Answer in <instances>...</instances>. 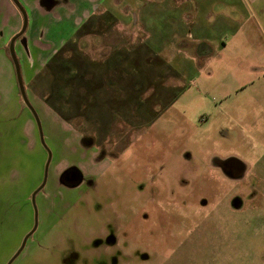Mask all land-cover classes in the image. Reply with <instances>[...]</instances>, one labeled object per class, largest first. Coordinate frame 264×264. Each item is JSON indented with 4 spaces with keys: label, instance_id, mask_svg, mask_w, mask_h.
Returning a JSON list of instances; mask_svg holds the SVG:
<instances>
[{
    "label": "rangeland",
    "instance_id": "obj_1",
    "mask_svg": "<svg viewBox=\"0 0 264 264\" xmlns=\"http://www.w3.org/2000/svg\"><path fill=\"white\" fill-rule=\"evenodd\" d=\"M20 3L27 31L33 19ZM115 5L116 14H95L105 19L90 33H81L75 15L44 31L35 27L33 35L42 34L52 47L40 54V64L68 42L76 52L64 56L76 55L78 62L110 54L103 65L88 66L94 72L88 69L80 86L60 69L49 95L46 79L30 80V50L27 78L15 51L44 145L12 60L11 80L5 70L0 74L6 105L0 116V264L32 227L31 194L43 179L48 151L37 229L11 264H264V104L257 102L264 75L239 52L243 34L258 31L251 24L261 18L257 8L248 12V29L238 21L217 24L209 7L201 23L192 20L191 0L182 10L171 0ZM121 10L152 18L153 29L130 24L117 30L113 15ZM181 12L185 20L174 33L162 19ZM149 38V48L163 56L145 60ZM226 38L231 46L220 49ZM231 49L238 51L231 55ZM160 63L169 70L160 71ZM128 82L132 90L121 88ZM66 83L63 95L58 87ZM50 102L68 110L60 114ZM98 124L101 133L91 134ZM222 161L238 162L243 173L226 177ZM66 179L80 185H60Z\"/></svg>",
    "mask_w": 264,
    "mask_h": 264
},
{
    "label": "crops",
    "instance_id": "obj_2",
    "mask_svg": "<svg viewBox=\"0 0 264 264\" xmlns=\"http://www.w3.org/2000/svg\"><path fill=\"white\" fill-rule=\"evenodd\" d=\"M23 1L24 5L27 6L30 16L33 19L32 26L24 33L19 36L15 40L14 43V49L16 52L19 53L20 60L23 63V71L25 73V77H28V72L30 71L31 63L29 64V60L27 58L28 51L30 50V55L32 56V60L34 61L33 67L31 69L33 75L30 80L34 78V76L40 72V70L43 68L45 64H40V54H43V50L52 49L51 45L47 42H43L40 37H42V34L40 37H35L33 35L35 27L40 26V29L44 31L45 28L50 27V24L53 21H60L63 19L70 18L72 15H75L73 18V22L77 25V27L81 26V33H90L92 31H95L93 26L97 23L99 25L100 22L103 23L105 18H102L101 16L95 15L100 12H104L106 10L112 11L114 14H116V5L115 3L118 2V0H19ZM174 2V5L172 8L177 10H182V8H185V4L187 0H171ZM193 2V7H192ZM22 4V3H21ZM236 5H234L233 0H191V7L193 8L191 11L192 13L189 14L190 18L197 22H202V19L205 18L207 15L206 8L209 7L211 9V17L212 20L216 22L217 24L227 25L228 23L237 22L240 23L238 28H244L247 27L248 29H251V24L257 25V33H244L242 37V46L239 47V52L244 55V59L250 61L252 65H255L256 70L260 72V74L263 73L264 75V0H238L235 2ZM172 6V5H171ZM166 7H170V5H167ZM257 8V13L260 15L259 17H254V22L249 24L250 17L248 15V12L254 13V8ZM253 9V10H252ZM176 10V13H177ZM243 11L245 16H243ZM239 13L240 12V18L236 17L233 18V13ZM80 13V15H79ZM131 13V14H130ZM231 13V14H230ZM118 16H114L113 21H115L117 25V30H122L125 25H133L134 27L138 25V27L143 28V30L151 28L153 29V19L147 18V20L143 18H138L135 12L133 11H127V10H121L120 13H117ZM130 14V15H129ZM123 15V16H120ZM126 15V16H125ZM134 15L135 18H131V16ZM176 15V14H175ZM175 15H166L163 16V21H166L169 24V28L174 33H180L178 25L182 24V20L184 22L185 18L183 17V13L181 12L180 16L175 17ZM174 16V17H173ZM221 18V19H220ZM220 19V20H219ZM100 20V22H99ZM97 21V22H96ZM240 21V22H239ZM248 24V25H247ZM22 25V16L20 15V11L16 6L10 1V0H0V74L3 73V70L6 71V74L9 76V79L11 80V57L9 54V42L11 37L17 33ZM148 25H151L148 26ZM131 29V28H130ZM134 28H132L133 30ZM78 30H76L75 34ZM73 34V38L74 35ZM98 35V34H97ZM179 35V34H178ZM73 41L74 39H72ZM151 37V34H150ZM232 38V36H231ZM69 40V41H70ZM147 41V45L143 46L145 47L143 49L144 55L146 56L145 60H147V57H159L163 56L161 53H156V50H153L149 48V43H151V40ZM254 41V43H253ZM27 43L31 45V48L26 47ZM152 45L153 42H152ZM229 45L228 39L221 42V48L224 49L227 48ZM235 47V45H234ZM238 47V46H237ZM61 48V47H60ZM178 48V47H177ZM179 49V48H178ZM181 49V47H180ZM130 47V51H131ZM134 50V49H133ZM68 52L75 53L76 51L74 48H70L67 50ZM129 51V52H130ZM231 51V55H235L237 53V49H231L228 50ZM53 54V52H51ZM81 54L84 55L82 52ZM112 54V53H111ZM125 54V53H124ZM110 55V54H109ZM108 55V56H109ZM107 57H102L100 59L93 60L91 58L82 59V63L80 64V67L82 71L85 73L89 68L91 64L95 65H103L105 63V59ZM86 57V55H85ZM168 63H166L167 65ZM152 65V64H151ZM13 66V65H12ZM170 66V65H169ZM135 67V66H134ZM160 71L162 69H168L165 67L162 63H160ZM248 65L246 70H248ZM137 68V67H136ZM250 69V68H249ZM169 70V69H168ZM30 71V72H31ZM94 72V70H92ZM90 69L88 72H92ZM158 71V73L160 72ZM134 85L137 84V79L133 82ZM133 85V86H134ZM137 86V85H136ZM68 90L69 88L66 87ZM121 88H128L132 90V84L128 82L126 86L122 84ZM261 90L259 91L260 98L257 99L258 103L264 104V79L261 82L260 87ZM126 99L121 102L124 106L127 105ZM6 105L2 102L0 103V116L5 114ZM97 125L96 132H91L93 135H98L99 129ZM108 130V128H105ZM104 129V130H105ZM105 130V131H106Z\"/></svg>",
    "mask_w": 264,
    "mask_h": 264
},
{
    "label": "trees",
    "instance_id": "obj_3",
    "mask_svg": "<svg viewBox=\"0 0 264 264\" xmlns=\"http://www.w3.org/2000/svg\"><path fill=\"white\" fill-rule=\"evenodd\" d=\"M20 15H21V13H20ZM72 44H73L72 42H68L65 45H63L50 58L49 62L46 65L43 66V68L40 70V72H38L36 74V76L33 78L34 79L33 80L34 83H35V81H40V79H41L42 82H43V80L46 79L47 82L45 83V85H46V87L48 89V84H49V90H48L49 91V95L50 94H54L53 93V88L54 87L51 84V80H54V79L60 77V75H59L60 69L61 70L63 69L65 71V74H67L69 76L68 77V80H69V83L72 84V86H74V85L80 86L81 85V81H82V78H83V75H84V72L82 71V69L80 67V64L82 63V57H80V61L78 62L76 55H73L71 58H66L64 56L65 51L69 50ZM61 58L65 60V63L64 64L61 61ZM69 61H71V63H69ZM38 78H39V80H38ZM73 83H74V85H73ZM66 87H68V83L65 84L64 89H62V87H58V92L60 90H63V93H62L63 95H64V92L68 93V89ZM50 103H52V102H50ZM53 103L51 104L52 106H54ZM54 107H56L59 110L60 114H64V110L65 109L68 110V108L65 107V106H62V107H59V108L57 106H54Z\"/></svg>",
    "mask_w": 264,
    "mask_h": 264
},
{
    "label": "water",
    "instance_id": "obj_4",
    "mask_svg": "<svg viewBox=\"0 0 264 264\" xmlns=\"http://www.w3.org/2000/svg\"><path fill=\"white\" fill-rule=\"evenodd\" d=\"M15 5L16 7L19 9V11L21 12V15H22V26H21V29L16 33L14 34L11 39H10V42H9V54H10V57H11V60L13 61V64H14V67H15V72H16V78H17V82H18V86H19V91H20V94H21V97H22V100H23V103L29 107V109L32 111L34 117H35V120L37 122V126H38V130H39V133H40V139H41V142L42 144L44 145V141H43V138H42V128H41V123H40V120L38 118V115L37 113L35 112L34 108L32 107V105L30 104L29 100L27 99V96H26V93H25V88H24V85H23V81H22V78H21V73H20V66H19V62H18V58L16 56V53H15V49H14V43H15V40L21 36L25 29H26V26H27V16H26V11L24 10L22 4L19 2V0H11ZM50 158H51V153L48 151V156H47V160L45 162V166H44V174H43V181L41 183V185L32 193V203H33V207H34V226L33 228L24 236L19 248L17 249V251L12 255V257L7 261L6 264H11L12 261L20 254V252L23 250L25 244H26V240L27 238L30 236L31 233H33V231L35 230L36 228V225H37V216H38V212H37V208H36V205H35V194L37 193L38 190H40L43 185L45 184L46 182V178H47V170H48V165H49V161H50ZM243 173V171H241Z\"/></svg>",
    "mask_w": 264,
    "mask_h": 264
},
{
    "label": "flooded vegetation",
    "instance_id": "obj_5",
    "mask_svg": "<svg viewBox=\"0 0 264 264\" xmlns=\"http://www.w3.org/2000/svg\"><path fill=\"white\" fill-rule=\"evenodd\" d=\"M19 2H20V1H19ZM15 6H16V5H15ZM18 10H19V9H18ZM20 13H21V12H20ZM21 26H22V25H21ZM20 29H21V28H20ZM15 34H16V33H15ZM18 38H19V37H18ZM232 161H233V160H232ZM220 164H221V165H219L220 167H219V166H216V168L219 167V170H221V171L223 172V174H224L226 177H230V178L237 177V176H235V175H236L238 172L243 171V170H242V167L240 168V166L236 165V164H238V162H236V164H235V163H233V162H229V163H228V162H226V161H225V162L222 161ZM235 173H236V174H235ZM43 174H44V173H43ZM65 178H68V176H65ZM65 178H64V179H65ZM79 180H80V179H79ZM42 181H43V179H42ZM42 181H41V183H42ZM66 181H68V180H67V179L64 180V181L59 180L60 185L63 183V186H64V187L66 186V187H69V188H73V187H76V186L80 185V182H79V181L77 182V184H69V183H67ZM82 182H83V181H82ZM41 183H40V185H41ZM45 184H46V182H45ZM45 184H44L43 187H42L40 190H38L37 193L35 194V205H36V203H37V206H38L37 197H38L39 193H41L42 190L44 189ZM40 185H38V187H39ZM38 187H37V188H38ZM37 188H36V189H37ZM36 189H35V190H36ZM35 190H34V191H35ZM34 191H33V192H34ZM33 192H32V193H33ZM31 196H32V194H31ZM40 201H41V199H40ZM31 203H32V198H31ZM32 205H33V203H32ZM37 206H36V208H37ZM37 212H38V209H37ZM37 225H38V216H37ZM37 225H36V228H35V230L33 231V233H31L30 236L27 238L26 242L30 239V237H31V236L34 234V232L36 231V229H37ZM33 226H34V207H33V224H32L31 229L33 228ZM31 229H30V230H31ZM30 230H29V231H30ZM29 231H28V232H29ZM28 232H27V233H28ZM27 233H26V234H27ZM26 234H25V235H26ZM25 235H24V236H25ZM23 238H24V237H23ZM22 240H23V239H22ZM21 242H22V241H21ZM16 251H17V250H16ZM11 257H12V256H11ZM11 257H10V258H11ZM14 260H15V259H14ZM14 260H13V261H14ZM13 261H12V262H13Z\"/></svg>",
    "mask_w": 264,
    "mask_h": 264
}]
</instances>
